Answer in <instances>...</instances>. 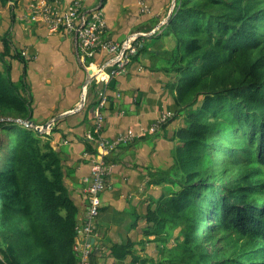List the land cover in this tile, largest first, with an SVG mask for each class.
Listing matches in <instances>:
<instances>
[{
  "label": "trees",
  "instance_id": "obj_1",
  "mask_svg": "<svg viewBox=\"0 0 264 264\" xmlns=\"http://www.w3.org/2000/svg\"><path fill=\"white\" fill-rule=\"evenodd\" d=\"M163 33L176 109L158 131L179 114L184 124L142 236L168 250L167 264H264V0H175ZM1 41L0 57L24 66L19 83L10 66L0 70V264H76L79 207L50 137L24 123L33 121L26 60ZM132 246L111 252L144 264Z\"/></svg>",
  "mask_w": 264,
  "mask_h": 264
},
{
  "label": "crops",
  "instance_id": "obj_2",
  "mask_svg": "<svg viewBox=\"0 0 264 264\" xmlns=\"http://www.w3.org/2000/svg\"><path fill=\"white\" fill-rule=\"evenodd\" d=\"M23 1L18 0L11 10L13 17L12 26H10L12 34L10 32L9 35L11 50L15 47L16 34L27 38L30 43L29 47L26 48L29 57L22 56L28 62L29 59L36 58V50L41 41H45L49 36L58 35L71 40L72 54L77 61L70 34L63 32L49 34L45 27L41 25L16 18L15 13L22 10ZM94 4L92 2V4L87 5L92 6ZM158 5L157 2L156 7ZM137 12L139 15L149 17L153 15V10L149 14H141L138 9ZM158 13L159 11L156 15ZM118 17H120V13ZM106 21L108 36L117 41L122 40L127 34L131 33L135 24L138 25L137 27L149 25V29L158 24V22L152 24L151 20L148 19L146 21L138 20L139 24L128 20L123 21L122 24L120 21L115 23L114 20H108L107 17ZM163 30L164 27L152 36L153 42L149 41L148 44L144 42L145 48L147 45L152 44L153 46L151 52L147 53L148 63L136 62L140 54H146V49L139 51L127 67L126 72L117 76L122 77L124 84L114 86L112 81L110 82L108 102L103 109L105 120L102 134L106 138L110 139L128 128L138 131L140 126H146L153 122L161 112L176 109L173 101V91L164 86L170 76L162 70L165 66V59L159 54L171 48L172 44L170 45V42H172V39L169 35H165ZM2 48L0 39V51ZM21 51L19 50L20 53ZM78 65L82 69L79 63ZM140 66L142 67L141 71L138 69ZM75 76L79 80V93H81L85 79L84 70L82 69L80 77L78 72H75ZM92 89L94 91V88ZM169 98L171 101H169ZM79 102L80 98L78 99V96L72 99V103L64 107L60 111V115L55 118V114L52 113L49 117L38 119L35 117L34 109L32 116L33 122L37 125H42L46 120H54L47 136L50 137L51 145L58 152L61 159L65 186L79 207L77 223L82 220L86 204L85 182L82 179L88 174L89 165L87 160L82 157V152L91 147L85 140L84 135L92 124L91 109L95 102L94 94L92 93V96L88 98L86 110L74 111ZM183 124V118L180 116V118L167 123L161 131L154 134H145L134 142L120 145L114 151L112 156L113 170L108 176L106 188L101 194V207L96 220L92 264L140 263V261H134L132 255H127L123 259L114 257L111 247L117 243L126 244L130 242L133 244L132 249L135 254L140 257H148L145 252H149L151 243L142 236V229L146 224L144 214L147 205L158 197L164 187V184L156 183L159 180V173H161L159 167L164 166V160L173 148L174 142L171 140L173 130ZM138 220H141V227L136 229L135 224Z\"/></svg>",
  "mask_w": 264,
  "mask_h": 264
},
{
  "label": "built area",
  "instance_id": "obj_3",
  "mask_svg": "<svg viewBox=\"0 0 264 264\" xmlns=\"http://www.w3.org/2000/svg\"><path fill=\"white\" fill-rule=\"evenodd\" d=\"M147 1L137 0L141 13L148 11ZM15 16L45 27L49 34L63 32L72 36L75 57L85 72L80 102L74 111L86 106L88 89L94 88L97 95L91 109L92 124L84 135L92 150L82 152L89 165V172L82 179L85 182L86 204L82 220L75 226L72 247L76 264H92L101 194L113 170L114 151L120 145L134 142L147 133H156L173 115L171 110L161 112L153 122L140 126L138 131L128 128L110 139L106 138L102 134L105 120L103 109L108 102L109 84L113 78L126 72L134 54L144 44V38L158 33L166 25V20L149 30L131 32L117 41L108 36L103 0H98L92 6L85 4L84 0H27L25 8L16 12ZM21 54L29 57L26 50ZM50 128L39 132L48 133Z\"/></svg>",
  "mask_w": 264,
  "mask_h": 264
},
{
  "label": "rangeland",
  "instance_id": "obj_4",
  "mask_svg": "<svg viewBox=\"0 0 264 264\" xmlns=\"http://www.w3.org/2000/svg\"><path fill=\"white\" fill-rule=\"evenodd\" d=\"M84 2L86 4H92V2L96 3L98 2V0H84ZM157 2L159 3L158 7H156ZM172 2L173 0H148L146 2L148 11L144 13H141L139 11L137 0H103V7L107 19L114 20L115 23H119L120 21L122 24L123 21L128 20L129 22H137V24H139L140 22L138 20L146 21V19H148L151 20L152 24H155L157 22L159 24L161 21L166 20L168 14L172 10ZM26 4L27 0H24L21 7L24 9ZM135 4L137 5V8ZM12 7V3H7L6 5H1L0 3V39L2 38V36L9 37L10 32L12 34L10 27L12 26L11 23L13 22L11 13ZM137 9L141 14H149L152 13L153 10L154 16L151 15V17H149L139 15ZM158 11L159 13L156 15ZM119 13L120 17H118ZM137 26L138 25L136 24L133 25L131 32L146 31L149 29V25L139 27ZM15 39V47L14 49H12L13 53L19 50H27L26 48H28L30 45L29 41H27V38H24L20 35L18 36L16 34ZM144 40L146 44H148L149 41L153 42V37H145ZM171 44L173 45L172 42H170V45ZM151 48H153L152 44L147 45L146 54H140L136 62L148 63L147 53L151 52ZM36 54V58L33 60L29 59L25 65V81L28 84L29 92L32 98L34 114L35 117L40 119L49 117V115L54 113L55 118L60 115L59 113L64 107L72 103V99L76 98L77 96L78 99L80 98V84L79 80H77V76H75V72H78V76L80 77L82 69L79 68L78 63L72 54V43L69 38H62L58 35L49 36V38L45 39V41H41V44H38ZM2 61L4 62V64ZM6 66H10L9 72L11 79L19 83V79L22 78V70L24 66L23 63L11 56H5L3 58L0 57V70L3 73L6 72ZM141 68V66L138 68L139 71H141ZM111 81L114 86H116L117 84H124L122 81V77L114 78ZM92 93L94 94L95 98L97 97L92 88L88 89L86 101H88V98L92 96ZM169 101H171L170 98ZM85 108H87V106L82 108V110H86ZM176 118H180V114L179 117L177 116ZM47 121L49 120L44 121L42 124H45ZM171 167L172 153L170 152V154L164 160V166L159 167V169L164 172L166 171L167 174H170ZM140 224L141 220H138V222L135 224V228L138 229L139 227H141ZM176 234L177 230H174L168 236V239L175 240ZM148 242H150L151 245H149V252H145V254L148 255L147 261L145 263L167 264L165 261L167 260L168 250L159 248L156 244V241L150 240Z\"/></svg>",
  "mask_w": 264,
  "mask_h": 264
},
{
  "label": "water",
  "instance_id": "obj_5",
  "mask_svg": "<svg viewBox=\"0 0 264 264\" xmlns=\"http://www.w3.org/2000/svg\"><path fill=\"white\" fill-rule=\"evenodd\" d=\"M173 5H172V8L174 7V0H173ZM172 11V10H171ZM171 11H170V13H171ZM170 13L168 14V16H167V18H166V21L168 20V18H169V16H170ZM24 123L26 124V125H30L31 127H33L34 129H36L37 131H42V132H45V130L47 129V128H49V127H51V124L52 123H54V120H51V121H49V122H47V123H45V124H42V125H37V124H35V122H33V121H24Z\"/></svg>",
  "mask_w": 264,
  "mask_h": 264
}]
</instances>
